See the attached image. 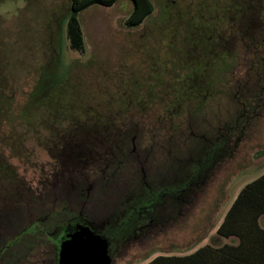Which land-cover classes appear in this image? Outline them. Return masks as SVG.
<instances>
[{
  "label": "rangeland",
  "instance_id": "obj_1",
  "mask_svg": "<svg viewBox=\"0 0 264 264\" xmlns=\"http://www.w3.org/2000/svg\"><path fill=\"white\" fill-rule=\"evenodd\" d=\"M47 1L44 19L23 20L17 12L25 7L22 0H0V155L36 188L61 170L62 152L52 148L51 132L71 130L63 117L57 119L61 125H52L53 111L79 117V130H97V118L110 115L123 131L110 135L115 148L106 139L89 161L73 166L62 178L65 186L49 183L41 199L23 202L5 240L55 208L80 214L101 231L122 224L151 195L195 175L215 140L243 114L241 143L203 188L184 202L166 198L155 205L136 236L113 243L109 252L111 264H147L157 256L230 243L217 229L239 192L264 174V0H154L156 15L138 29L126 26L119 6H94L79 16L81 52L67 39L64 6ZM252 18L256 29L247 33L244 25ZM238 30L245 36L241 42ZM220 36L230 39L231 59L219 49ZM191 71L199 81L193 87ZM56 88L62 91L54 94ZM198 89L204 99L193 98ZM40 97L46 102L37 104ZM3 178L0 173L2 197ZM47 246L37 258L43 264H51L54 248Z\"/></svg>",
  "mask_w": 264,
  "mask_h": 264
},
{
  "label": "trees",
  "instance_id": "obj_2",
  "mask_svg": "<svg viewBox=\"0 0 264 264\" xmlns=\"http://www.w3.org/2000/svg\"><path fill=\"white\" fill-rule=\"evenodd\" d=\"M69 1L67 15V39L69 40L72 50L81 52L84 49L85 42L84 32L79 17L80 14L86 9L96 5L112 7L120 0ZM131 1L133 2L134 10L130 18L125 22L129 29H134L145 23L146 19L153 13L154 5L152 0ZM165 14L170 15V12ZM252 25L253 28L256 29L254 20L252 23L251 19L248 24L246 22L244 25V29H248L247 33L251 32ZM242 31L238 30L236 34V39L240 37V42L245 39H243L245 36L242 35ZM218 39L219 49L225 54L226 58L231 59V53H229L227 49L230 39L226 38L222 40V36ZM190 76H192V78ZM190 76V87L194 86L192 84H199L197 79L198 77L195 76V73L193 74V71H191ZM43 79L41 80V87ZM38 88L39 86L37 84V88L34 90V93L38 91ZM56 89L53 92L54 94L56 91L58 93L62 91ZM60 89H62V86H60ZM200 91L201 89H198V92H194V99L198 96V98H205L204 95H198ZM204 92L208 93L206 91ZM210 92L209 94L211 95ZM60 94H62V92ZM47 97H49V95ZM40 98L36 101L37 104L46 102L45 99ZM49 99L51 101L55 100L56 103L57 101H61L63 103V99L58 100L53 97ZM35 100L36 99H34V101ZM127 103H132L131 98L127 100ZM8 105V102L2 103V112L8 110ZM246 108V106H243L242 113ZM30 110L29 105H27L25 106L23 112L26 116H29L28 112H30ZM122 111H126L128 114L127 110ZM122 111H118L117 117L124 120V115L121 113ZM259 115L260 114H254L256 117ZM129 116L130 115L128 114L127 117L129 118ZM254 116H250V118ZM59 117H63V120L68 122L71 126V130L51 132L55 136L53 138L54 141L52 143V148H58L62 152L61 155L63 156V162L60 164L61 170L59 169L60 171L53 172L50 180L42 179L36 188H32L18 177L15 169H13L10 165L8 158L2 154L0 155V173L5 174V178L2 180L5 184L4 189L6 192V195L4 193L3 197L0 195V264H43L42 259H37L40 250H43L45 245H48L47 247L49 248H52L53 246L54 250L52 252L54 255L55 249L59 247L65 234L68 232V225L74 224L75 222H79L85 226L92 225L91 221L80 214L77 215L72 212L62 213L61 209L57 210L55 208L49 215H45L40 220L33 222L31 225L24 226L18 235H10V237H12L10 240L7 241L4 238L12 230V228H14V224L19 222V213L17 216L16 213L19 211L23 202L30 203L33 199H41L39 194L43 196L44 192L42 189H46L47 184L49 183V186L54 189L56 188L55 185L60 186L62 184L63 186L65 182L62 178L63 176L72 173L70 169L73 168V166H76L79 162L89 161L91 153L80 157H78V154L76 153H70V150H72V142L82 141L83 143H96L97 145H94L93 147L92 145L83 144V149L94 151L95 147L99 148L104 143L103 141L107 139V141L111 142L115 148L116 144L114 141H110V135L114 133L113 136H115L119 134V132L123 131L121 128H118L117 124H114V121L117 118L110 117V115L97 118V121L94 117L93 120L91 119L92 122L96 121L95 126H97V130L85 128L86 125H83L82 128H84V130L81 128V131L79 130V124H81L79 123V117L71 115L68 118L67 114L64 115V113L58 108V110L53 111L51 115L52 125H61L63 120L61 122H57ZM132 117L134 116H131V118ZM242 118L243 114H240L236 119L234 126L228 127L224 134L215 140L212 145L213 151L207 155L204 162L200 163V168L195 175L189 177L186 182L179 186L166 188L158 195H151L149 200L140 206L136 212L132 213L122 224L118 226H108V228L102 231L96 229L97 232L110 235L114 239H119V244L120 242L122 243V241L125 243L131 237L134 238L136 236L135 234H137L141 229V226L138 227L139 223L144 219L145 214H147L148 211L155 205L163 203L166 198L184 202L189 195H195L206 184L211 173L214 172L216 168L226 159L231 158L235 153L242 141V138L240 137L243 135V132L239 127V121ZM112 126L116 127L118 131L113 130ZM138 126H140L139 123ZM138 129L139 127L133 126V133H138ZM236 132H240V135L234 139L233 136ZM79 136L82 137L76 140V137ZM109 142H107L108 147H110ZM47 181L49 182L47 183ZM263 219L264 174L246 184L239 192L226 213L224 220L217 229V235L221 238L231 240L230 243L218 247L205 245L196 250L194 253L186 256H157L147 264H264ZM113 241L114 243H117V241ZM53 255L50 256L53 258Z\"/></svg>",
  "mask_w": 264,
  "mask_h": 264
},
{
  "label": "water",
  "instance_id": "obj_3",
  "mask_svg": "<svg viewBox=\"0 0 264 264\" xmlns=\"http://www.w3.org/2000/svg\"><path fill=\"white\" fill-rule=\"evenodd\" d=\"M108 244L88 229L69 231L61 243L59 264H111Z\"/></svg>",
  "mask_w": 264,
  "mask_h": 264
},
{
  "label": "crops",
  "instance_id": "obj_4",
  "mask_svg": "<svg viewBox=\"0 0 264 264\" xmlns=\"http://www.w3.org/2000/svg\"><path fill=\"white\" fill-rule=\"evenodd\" d=\"M22 1L24 3L25 7H24V9L17 10V12H20V13L23 14V16H24L23 20H26L25 17L27 15L30 16V18H28V19H36V18H42V19H44V17H42V16H44V15L47 14L46 12H47V8L49 6L48 5L49 3H48L47 0H22ZM53 1L54 0H50V3L52 4ZM69 2H70L69 0H65L63 2L62 1L60 2V0L57 1V3L59 5L61 4V5L64 6V15H65L64 17L66 18V21L68 19V16L67 15H68V9H69ZM152 3L154 5V11L146 19L145 23L147 22V20H149L152 17H154L156 15V13H157L155 1L152 0ZM96 6H99V5H96ZM117 6L120 7L118 10H123L127 14L126 20H128L130 18V16L132 15L133 10H134V5H133V2L131 0H120V1L116 2L112 7H103V6H101V7L105 8V9H111V8H114V7H117ZM128 6H130V7L128 8ZM93 7L94 6H92L90 8H93ZM90 8H88V9H90ZM143 25H141L138 28H141ZM138 28H134V29H138ZM262 226L264 227V219L262 220ZM187 255H189V254H187ZM172 256H186V255H172Z\"/></svg>",
  "mask_w": 264,
  "mask_h": 264
},
{
  "label": "flooded vegetation",
  "instance_id": "obj_5",
  "mask_svg": "<svg viewBox=\"0 0 264 264\" xmlns=\"http://www.w3.org/2000/svg\"><path fill=\"white\" fill-rule=\"evenodd\" d=\"M252 19H251V21L253 23V20ZM96 128H97V126H96ZM83 144L92 145V147L94 145H97L96 143H83L82 141L81 142H72L71 143V145H72L71 149L72 150H70V153H76V154H78L77 156L80 157L82 155H87V154L93 152V150L83 149L84 148L83 147ZM94 149H97V147H95ZM84 228L90 230V232H92L94 235L99 236L101 240H105L107 242V244H108V255L110 256V252L109 251H110V248L113 246V243H114L113 240H115V241H117V243H119L118 242L119 239H114L110 235H105L103 233H98L97 230L92 225L85 226V225L80 224L79 222H75L74 224L68 225V228L67 229H68V232L69 231L71 232V231H76L78 229H84ZM64 238H65V236H64ZM64 238H63V240H64ZM62 241H61V243H62ZM60 246H61V244L59 245L58 248L55 249V253L53 255V258H51V260H50L51 264H59V251H60ZM110 257L113 258V256H110Z\"/></svg>",
  "mask_w": 264,
  "mask_h": 264
}]
</instances>
